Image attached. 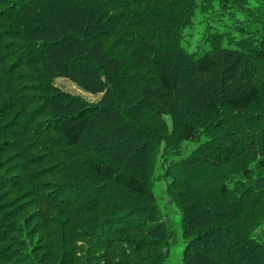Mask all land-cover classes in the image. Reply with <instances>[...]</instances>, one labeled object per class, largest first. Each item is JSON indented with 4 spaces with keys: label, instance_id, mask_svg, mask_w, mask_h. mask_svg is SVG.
<instances>
[{
    "label": "trees",
    "instance_id": "trees-1",
    "mask_svg": "<svg viewBox=\"0 0 264 264\" xmlns=\"http://www.w3.org/2000/svg\"><path fill=\"white\" fill-rule=\"evenodd\" d=\"M192 2L0 0V264H72L69 244L96 230L114 231L96 244H120L119 264L167 246L155 152L188 143L196 146L186 163L199 167L174 168L160 195L181 215V264H264V222L242 217L264 187L253 175L264 169L262 85L253 80L264 37L252 57L214 46L190 55L179 39ZM56 79L101 97L90 104ZM249 114L257 154L252 138L216 133ZM122 225L145 236L117 243ZM50 229L55 243L44 235L33 245ZM166 258L160 250L157 264Z\"/></svg>",
    "mask_w": 264,
    "mask_h": 264
},
{
    "label": "rangeland",
    "instance_id": "rangeland-1",
    "mask_svg": "<svg viewBox=\"0 0 264 264\" xmlns=\"http://www.w3.org/2000/svg\"><path fill=\"white\" fill-rule=\"evenodd\" d=\"M192 1V7L189 8L188 13L190 17L188 16L189 18L185 23L186 25L184 26V30L180 32L179 45L184 52L197 56L210 50L211 47L214 46L213 48L215 49L217 47H223L229 51L235 50L237 54L252 57V54L258 51L260 45L259 42L261 41L260 39L264 37V0H229L228 4L224 6L221 5L219 0ZM229 58L233 60L234 58H238V56L234 54ZM238 59H240V57ZM255 70L253 80L254 82H259V84L262 85V106H264V64L258 62L255 66ZM54 85L64 92L82 96L85 101L90 104L97 102L101 97V95L92 96L80 91L74 84L66 79H56ZM261 111L264 113V107ZM261 115L263 114H260L259 117H261ZM164 118L166 119V122L169 123V118ZM248 118L253 119L254 116L251 114H249V116L242 115L241 118H239V121H237V124H234L231 127L226 125L225 128H222L221 131L216 133L218 135L222 134L226 137L232 133H238L243 134L244 136L246 135L247 140L252 138L254 140V152L257 154L260 144V141H258V133L260 130L259 127L254 130L246 129L248 127L244 124L248 123ZM228 123L230 122L228 121L227 124ZM195 146L196 145L194 143H188L176 146L159 145L158 148H156L154 162L155 175L152 179V188L153 193L157 197V205L160 210H162L161 217L159 218L163 219V222H165V225L167 226L165 229L166 232L169 231L170 238L168 237L169 239L166 243L167 246H164L163 244H159L155 247L150 246L146 248V250H141L136 253L129 259V261H126V257L122 258L124 264H157L156 259L160 250L166 253L167 258L164 264H181L180 261L182 251L186 245L181 236V215L177 208L170 205L171 203L168 202V197L160 200V195L162 193L164 194L165 185H167V182L172 180V174L176 175L177 172L176 170H173L174 168H177L182 164H186L187 166L184 167L186 171H194L199 167L200 164L195 162L196 160L193 161V163H186L187 158L191 155ZM262 170L263 171L261 172L254 170V177L258 178L264 176V169ZM211 173L216 175L218 179H222V177H224V175H222L223 172L217 170H212ZM178 175L179 174L176 176ZM229 181L230 185H240V181L237 176H233L229 179ZM241 183L244 185L245 181H241ZM257 188H259L261 195L258 201H256L255 210L244 214L242 217H245L244 220L246 219L251 222H264V194L262 193L264 187ZM259 201L261 202L258 204ZM134 221L135 222L133 223H136L137 220ZM37 222H39V219H35L31 223V226L33 223L35 224ZM122 226L124 228L122 231L123 234L121 233V230L118 231L121 235L119 237L116 236L117 243L123 236H126L130 240L132 238L138 240L145 236L143 233H137L134 230L124 227V225ZM65 228L67 229L68 227L65 226ZM52 231L53 230L50 229L46 230L44 234L34 233L32 241L33 245L41 246L43 244L42 237L44 235V242L48 239L49 241L55 243L57 241V236H52L54 234ZM113 232V230H111L110 233L104 230H96L94 232H90V237L75 238L74 243L69 244V248L71 246L77 254L74 257L76 261L72 264H102V259L100 258L102 253H105V256L108 257L113 264H119L118 262L120 261L112 255L114 253V248L117 247L116 245L120 246V244H114L111 247H101V242L100 244H96L97 241H100L98 240L99 238H111L114 235ZM121 248H123V245ZM54 252L55 253L52 255L56 257V248L54 249ZM145 255L148 257L146 258Z\"/></svg>",
    "mask_w": 264,
    "mask_h": 264
}]
</instances>
